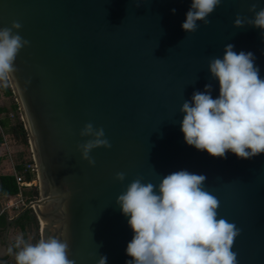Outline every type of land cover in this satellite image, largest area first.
<instances>
[{
    "label": "water",
    "instance_id": "1",
    "mask_svg": "<svg viewBox=\"0 0 264 264\" xmlns=\"http://www.w3.org/2000/svg\"><path fill=\"white\" fill-rule=\"evenodd\" d=\"M191 2L0 0V28L18 21L30 42L6 82L38 179L37 199L14 218L4 216L3 233L31 210L37 240L67 239L75 264H98L100 256L126 264L134 233L116 197L137 176L158 185L187 170L207 177L205 189L220 201L218 218L241 229L232 249L237 264H264V153L221 159L196 150L185 143L179 110L206 84L218 97L208 61L222 58L227 44L252 52L264 78V31L233 26L237 15L252 19L249 8H264V0H222L210 23L198 21L189 34L182 24ZM89 122L112 144L90 153L95 167L76 150L89 139L79 134ZM120 171L123 183L114 179Z\"/></svg>",
    "mask_w": 264,
    "mask_h": 264
},
{
    "label": "clouds",
    "instance_id": "2",
    "mask_svg": "<svg viewBox=\"0 0 264 264\" xmlns=\"http://www.w3.org/2000/svg\"><path fill=\"white\" fill-rule=\"evenodd\" d=\"M222 0H192L182 29L191 34L198 30V21L207 26V19ZM175 13V9H172ZM252 19L237 15L234 28L246 25L264 31V8H249ZM22 25L14 21L0 28V81H7L18 70L14 66L20 51L29 46L19 31ZM213 80L218 81L219 95L213 98V85L195 91L190 101H183L181 131L185 143L214 158H226L231 152L238 159H251L264 153V78L255 64L252 52L234 50L233 44L223 49V57L208 61ZM89 139L76 146L81 159L89 167L96 161L90 153L99 148L110 150L112 144L103 127L89 122L80 131ZM126 173L117 172L114 179L123 183ZM207 177L180 170L168 174L159 184L143 182L137 176L116 197V204L128 219L134 235L126 254V264H237L233 245L241 234L234 223L218 218L220 201L205 189ZM15 264H75L70 259L67 239L47 237L36 243L23 236L15 241ZM11 251V249H9ZM100 256L98 264H106Z\"/></svg>",
    "mask_w": 264,
    "mask_h": 264
},
{
    "label": "crops",
    "instance_id": "3",
    "mask_svg": "<svg viewBox=\"0 0 264 264\" xmlns=\"http://www.w3.org/2000/svg\"><path fill=\"white\" fill-rule=\"evenodd\" d=\"M5 85H7V82L0 81V177H12V170L14 168H19L18 164L26 159L28 149L19 144L12 135L11 127L17 120L18 114L13 97L5 94L2 90V87ZM8 115H12V117L10 118ZM0 193H2L1 182ZM25 195L29 196L28 193ZM12 197L13 196L4 195V197L0 198V210H4L2 214H0V217L3 218V223L5 222L4 216H7L8 219H12L20 213V211L3 209L4 203ZM3 226L0 229V258L4 260L7 258L8 254H10V261L7 264H15L14 257L16 251H13V246L15 245L16 238L21 236V234L14 224L9 227L10 229L5 234L3 233ZM5 246L8 247V251L5 249ZM9 249H11V251H9Z\"/></svg>",
    "mask_w": 264,
    "mask_h": 264
},
{
    "label": "trees",
    "instance_id": "4",
    "mask_svg": "<svg viewBox=\"0 0 264 264\" xmlns=\"http://www.w3.org/2000/svg\"><path fill=\"white\" fill-rule=\"evenodd\" d=\"M2 90L5 94L12 96L11 91L8 87V85H5L2 87ZM11 132L14 137V139L21 145L27 147V141H26V135L22 128L20 120L17 118V120L14 122V125L11 127ZM24 162V161H23ZM21 162V163H23ZM21 163L18 164V167L21 165ZM1 182V192L6 196H13L16 193V186L14 184L13 177L4 176L0 177ZM28 195L30 197H36L37 192L36 191H30L28 192ZM3 218L0 217V226H3ZM14 226L18 228L20 231L21 236L24 237L26 241V236L29 232H31V243L38 242L37 240V232H38V222L35 218L34 214L31 210H28L24 212L14 223ZM13 251H17L15 248V245L13 246Z\"/></svg>",
    "mask_w": 264,
    "mask_h": 264
},
{
    "label": "built area",
    "instance_id": "5",
    "mask_svg": "<svg viewBox=\"0 0 264 264\" xmlns=\"http://www.w3.org/2000/svg\"><path fill=\"white\" fill-rule=\"evenodd\" d=\"M18 114V113H17ZM10 118L12 115H8ZM18 119L19 116H18ZM12 177L16 186V193L11 199L4 203L3 209L21 211L28 203L35 201L36 197L26 196L25 194L30 191H36L38 188L37 171L34 159L28 148V155L19 168L12 170ZM4 210H0L2 214Z\"/></svg>",
    "mask_w": 264,
    "mask_h": 264
},
{
    "label": "rangeland",
    "instance_id": "6",
    "mask_svg": "<svg viewBox=\"0 0 264 264\" xmlns=\"http://www.w3.org/2000/svg\"><path fill=\"white\" fill-rule=\"evenodd\" d=\"M28 149V146L26 147ZM36 199H37V196H36ZM38 222V221H37ZM38 233V232H37ZM31 232H29L26 236V242H30L31 243Z\"/></svg>",
    "mask_w": 264,
    "mask_h": 264
},
{
    "label": "bare ground",
    "instance_id": "7",
    "mask_svg": "<svg viewBox=\"0 0 264 264\" xmlns=\"http://www.w3.org/2000/svg\"><path fill=\"white\" fill-rule=\"evenodd\" d=\"M40 222H41V221H40ZM40 224H42V222H41Z\"/></svg>",
    "mask_w": 264,
    "mask_h": 264
}]
</instances>
